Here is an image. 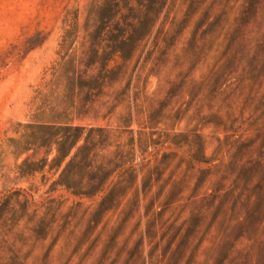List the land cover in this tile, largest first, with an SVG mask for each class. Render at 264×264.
Instances as JSON below:
<instances>
[{
    "label": "rangeland",
    "instance_id": "374dc122",
    "mask_svg": "<svg viewBox=\"0 0 264 264\" xmlns=\"http://www.w3.org/2000/svg\"><path fill=\"white\" fill-rule=\"evenodd\" d=\"M89 1L0 0V264H264V0H172L142 51L110 60L99 161L133 145L137 171L118 208L53 189L55 150L22 174L33 150L15 145L47 135L25 123L50 117L61 53L108 52Z\"/></svg>",
    "mask_w": 264,
    "mask_h": 264
},
{
    "label": "trees",
    "instance_id": "16d2710c",
    "mask_svg": "<svg viewBox=\"0 0 264 264\" xmlns=\"http://www.w3.org/2000/svg\"><path fill=\"white\" fill-rule=\"evenodd\" d=\"M170 1L172 0L89 1L83 28L87 29L93 25L97 28L96 31H100V27H110L111 23L114 35L107 44L108 52L101 57L98 41L93 39L89 50L91 53L86 51L81 56L75 51L64 49L68 42L62 37L61 46L65 52L61 53L59 65L53 72L54 81L63 84L62 91L54 96V100L58 101L50 107L49 118L25 123L31 131H46L47 135L41 137L42 141H33L35 135L31 133L15 145L14 152L17 157L33 150L32 154H27L19 163L23 175L43 170L48 163L47 156L41 159L33 158L39 149L44 147L46 154L55 150L49 162L50 168L58 170L53 189L60 186L78 197L94 198L99 195L100 199L95 207L103 211V214L121 205L137 178L136 167L132 164L133 157L130 155L133 145L126 151L119 146L111 151L115 155L111 157V165L99 161L104 155L102 150L108 146L99 139L109 135L110 130L97 124L100 114L96 104L100 105L99 99L105 82L116 68V65L110 66V60L118 57L125 63L137 50L142 51L161 14L164 13V17L167 15ZM165 20L164 18L160 21L161 26L165 24ZM76 24L78 23L71 25ZM66 32L63 35H66ZM98 61L99 66L96 65ZM93 68L97 69L96 72L88 74ZM107 114L103 113L102 116ZM86 118L94 122L76 121ZM42 159V165H38ZM142 167L143 165L139 169L142 170ZM113 175H117V179L112 183ZM146 177L144 175V180ZM99 222L100 220L97 224ZM118 235L119 233L115 234L113 241Z\"/></svg>",
    "mask_w": 264,
    "mask_h": 264
}]
</instances>
